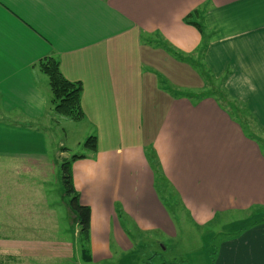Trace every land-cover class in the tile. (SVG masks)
I'll list each match as a JSON object with an SVG mask.
<instances>
[{"label":"crops","instance_id":"0c3cea01","mask_svg":"<svg viewBox=\"0 0 264 264\" xmlns=\"http://www.w3.org/2000/svg\"><path fill=\"white\" fill-rule=\"evenodd\" d=\"M196 8L210 36L203 62L251 122L231 101L159 84L158 72L171 83L177 71L195 75L179 57L200 54L204 35L184 20ZM49 56L82 82L83 121L53 112L37 66ZM254 125L264 135V0H0V264H135L144 239L176 235L151 145L198 228L231 212L264 213V136ZM68 126L98 138L97 150L73 163L91 208L89 260L68 202L74 228L60 239L45 234L56 227L48 194L69 155L61 148ZM263 218L202 235L186 260L144 264H264Z\"/></svg>","mask_w":264,"mask_h":264},{"label":"rangeland","instance_id":"374dc122","mask_svg":"<svg viewBox=\"0 0 264 264\" xmlns=\"http://www.w3.org/2000/svg\"><path fill=\"white\" fill-rule=\"evenodd\" d=\"M207 71L205 68L203 69V72ZM192 72V71H191ZM159 75V84L171 87L173 92H177L179 94H194L201 92L202 90H206L208 86L206 85L205 88L198 87L201 84V80L197 78L196 75H186L181 73L180 71L176 72V75L173 76V83H171L168 79H165V76L158 72ZM214 82H211L209 85V90H219V85L221 80H213ZM163 85V86H164ZM226 96V101L224 102H230V96L223 92ZM233 106H237L238 111H234L239 117L242 116L249 119L250 122L251 117L249 116L248 112L246 111V106L240 102L234 101ZM69 127V126H68ZM253 128L256 130V133L261 136H264L259 128H257L255 125ZM255 132V131H254ZM63 135V141H64V150H68V157L75 154H86L88 152V149L85 147V142L88 138V136H84L83 131L80 127H69L67 128V132L62 133ZM60 135H58V132L54 135L53 139H57ZM60 139V138H58ZM60 141V140H59ZM52 150H54L55 142L52 141ZM63 148V147H61ZM55 151V150H54ZM53 151V152H54ZM158 180V188L160 191V195L164 199V202L170 209V211L174 215L175 225L177 228L176 235L173 236H165L161 235L157 239L152 238L149 236L148 239H144V242L147 243V247L143 248L144 253H141V251L138 253L140 255V260H135V264H144V261H154L155 263H160L162 261H165V263H170L174 261H181L187 259V254L191 252L194 249H197L198 246L201 244L202 235L208 234L210 232L218 234V232H230L231 229H236L238 227L237 223L238 220H246L250 219V217L253 218H261L264 213L261 212V208H255L252 209V211L248 212H231L227 214H223L219 216L211 226L205 227V228H198L195 224H193L184 210V207L182 206L180 202V198L176 194L174 190L166 183L163 176H159L157 178ZM48 201L51 203V209H52V222L55 221L56 223H52L54 228L50 230V232H45V234H50L52 238L60 239L63 237L64 234H66V229L71 225L73 228L75 226V223L72 222L69 216L68 211V197L65 196L64 191V184H63V178H62V170H61V164L60 168L57 169V172H55L52 175V183L50 186ZM37 200V199H36ZM257 214L256 216H254ZM38 221L39 218H36ZM233 224V225H232ZM232 225V227H231ZM231 227V228H230ZM223 237H225V233H223ZM68 235V233H67ZM222 235V234H221ZM222 237V236H221ZM154 252V253H152ZM62 261L59 260H51V261H42L37 260L35 261V264H62ZM134 264V263H132Z\"/></svg>","mask_w":264,"mask_h":264},{"label":"trees","instance_id":"16d2710c","mask_svg":"<svg viewBox=\"0 0 264 264\" xmlns=\"http://www.w3.org/2000/svg\"><path fill=\"white\" fill-rule=\"evenodd\" d=\"M202 14L201 8H196L193 12H190L185 18V22L192 24L198 28L202 35H204V42L200 46V54L195 61L191 59H183L179 57V60L185 63H189L194 67L195 75L201 80V84L198 87L205 88L201 92L188 94L191 97H204L215 96L220 101H226V96L223 92L227 93L224 87V81L221 79L219 90H209L210 83L217 79L214 75L208 71L205 62H203L204 51L208 44V30L204 25V22L200 19ZM39 70L48 77L49 86L51 90V106L53 112L62 117H66L74 122H81L85 119V112L82 106V92L83 84L81 81H73L68 79L62 72L60 61L55 56H49L40 60L37 64ZM207 71L203 72V69ZM218 80V79H217ZM220 80V79H219ZM181 95V94H179ZM184 95V94H182ZM225 97V98H224ZM227 103V102H226ZM98 144V138L95 134L89 135L85 147L88 150L96 151ZM65 149L64 147L62 148ZM146 155L150 161V164L156 174V178L163 176L162 167L158 159L157 153L153 148V145L146 148ZM85 157L84 154H75L73 156L65 157L61 162L62 178L64 184V191L66 197H68V204L72 211L76 223L80 227L79 237L82 244V250L85 258L90 259V220H91V208L88 205H84L80 201V193L77 191L74 184L73 176V163L79 158ZM164 177V176H163ZM264 219V218H263Z\"/></svg>","mask_w":264,"mask_h":264}]
</instances>
